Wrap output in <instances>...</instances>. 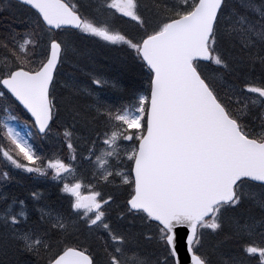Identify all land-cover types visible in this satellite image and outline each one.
Returning a JSON list of instances; mask_svg holds the SVG:
<instances>
[{
  "label": "snow or ice",
  "instance_id": "snow-or-ice-1",
  "mask_svg": "<svg viewBox=\"0 0 264 264\" xmlns=\"http://www.w3.org/2000/svg\"><path fill=\"white\" fill-rule=\"evenodd\" d=\"M0 264H264V0H0Z\"/></svg>",
  "mask_w": 264,
  "mask_h": 264
},
{
  "label": "trees",
  "instance_id": "trees-1",
  "mask_svg": "<svg viewBox=\"0 0 264 264\" xmlns=\"http://www.w3.org/2000/svg\"><path fill=\"white\" fill-rule=\"evenodd\" d=\"M9 190H16L15 188H14V186H9ZM55 190L53 189V192H54Z\"/></svg>",
  "mask_w": 264,
  "mask_h": 264
}]
</instances>
